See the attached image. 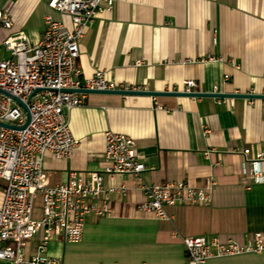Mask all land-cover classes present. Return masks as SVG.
Returning a JSON list of instances; mask_svg holds the SVG:
<instances>
[{
    "label": "crops",
    "instance_id": "obj_1",
    "mask_svg": "<svg viewBox=\"0 0 264 264\" xmlns=\"http://www.w3.org/2000/svg\"><path fill=\"white\" fill-rule=\"evenodd\" d=\"M47 2L0 0L12 24L0 25L1 58L10 57L2 45L8 36L37 44L46 15L72 31L69 17ZM78 50L80 80L100 70L119 88L157 95L85 93L83 104L67 113L78 146L68 159H44L49 183L68 172H102L107 131L131 137L148 169L139 181L106 177L105 186L116 189L108 200L111 214L88 216L82 241L50 242V255L63 264H188L184 237L244 244L264 231V179L247 188L241 174V151L264 154L261 100L173 95L185 81H194L202 95H264V0H113L84 25ZM209 178L217 182L209 206L167 207L166 220L139 210L145 201L140 185L182 181L199 188ZM262 253L202 264H255Z\"/></svg>",
    "mask_w": 264,
    "mask_h": 264
},
{
    "label": "built area",
    "instance_id": "obj_2",
    "mask_svg": "<svg viewBox=\"0 0 264 264\" xmlns=\"http://www.w3.org/2000/svg\"><path fill=\"white\" fill-rule=\"evenodd\" d=\"M113 0H48L50 10L68 16L72 31L61 21L46 15L40 41L30 45L22 35L8 36L3 48L8 59L0 58V91L26 104L29 123L22 130L0 127V180L4 182L0 205L1 264H63L48 252L50 242L78 244L88 216H109L108 200L116 189L105 186V178L116 174L132 175L137 181L148 168L140 161L135 141L124 134L104 133L102 159L107 166L102 172H68L64 179L49 183L43 164L47 155L63 160L78 146L70 131L67 113L83 104L85 91H142L141 87H117L107 80L104 71L79 79L75 67L79 55L78 39L82 28L101 9H110ZM0 25L11 27L6 12L0 11ZM138 64V63H137ZM228 76L224 77V81ZM194 81L183 83L182 93L199 94ZM214 91L217 87H213ZM0 92V123L22 126L25 115L9 97ZM247 95H253L248 93ZM248 104L253 98H245ZM264 107V98L260 99ZM242 183H260L264 179V154L252 156L241 151ZM217 185L213 178L204 186L190 187L182 181L140 185L145 201L139 210L166 220L167 207L209 206ZM39 200L37 219L32 218L35 201ZM188 264H202L212 258L264 252V231L252 233L240 244L233 239L220 243L204 236L184 237Z\"/></svg>",
    "mask_w": 264,
    "mask_h": 264
},
{
    "label": "water",
    "instance_id": "obj_3",
    "mask_svg": "<svg viewBox=\"0 0 264 264\" xmlns=\"http://www.w3.org/2000/svg\"><path fill=\"white\" fill-rule=\"evenodd\" d=\"M2 92V91H0ZM86 93L89 92H94V93H121V94H149L150 96H156V93H144L141 91H85ZM3 94H5L6 96H9L24 112L25 115V122L22 126L16 127V126H11V125H7L5 123H0V127L6 128V129H16V130H22L24 129L28 123H29V112H28V108L26 106L25 103H23L21 100H19L16 97H12L10 96L8 93L6 92H2ZM173 95H183V96H189V97H199V96H206V97H215V98H221V97H234V98H259V99H263L264 95L262 96H255V95H218V94H210V95H202V94H187V93H179V94H173Z\"/></svg>",
    "mask_w": 264,
    "mask_h": 264
},
{
    "label": "rangeland",
    "instance_id": "obj_4",
    "mask_svg": "<svg viewBox=\"0 0 264 264\" xmlns=\"http://www.w3.org/2000/svg\"><path fill=\"white\" fill-rule=\"evenodd\" d=\"M1 56H2V52L0 51V58H1ZM2 183H4V182L0 180V184H2ZM35 205H36V207H35V210L32 214V218L37 219L39 217V212H38L39 200L35 201ZM255 264H264V252L262 253L261 256H258Z\"/></svg>",
    "mask_w": 264,
    "mask_h": 264
}]
</instances>
